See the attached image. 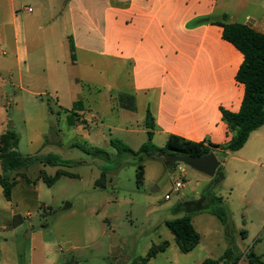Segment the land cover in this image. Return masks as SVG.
I'll list each match as a JSON object with an SVG mask.
<instances>
[{"label": "crops", "instance_id": "obj_1", "mask_svg": "<svg viewBox=\"0 0 264 264\" xmlns=\"http://www.w3.org/2000/svg\"><path fill=\"white\" fill-rule=\"evenodd\" d=\"M30 1L17 8L16 0H0V134L15 128L16 113L27 119L36 112L47 120L49 116L47 144L62 147L60 121L63 113L69 112L66 120L75 138L87 141L84 145L89 147L110 144L99 129L103 121L100 108H90L83 91L76 88L73 93L68 85L65 66L71 39L76 57L73 64L80 56L91 67L99 62L121 63L129 71L128 97L133 109L136 105L144 113L139 121L130 122L136 123L137 129L125 130L137 134L140 144L134 150L146 143L152 132L154 144L159 141L166 145L170 137L176 136L219 146L213 152L224 154L220 146L227 144L232 135L222 111H240L245 86L236 79L244 56L224 39L223 24H245L264 34V0H240L229 9L227 2L220 0ZM207 18L209 21L203 22ZM65 23L69 24V33ZM103 68L102 72L108 73L111 65ZM75 81L94 89L91 101L101 105L97 83L79 78ZM148 111L154 123L152 129L146 126ZM71 143L80 142L72 139ZM253 148L259 156L264 154V126L252 132L246 145L237 151L243 153L233 165L235 171L227 168L226 160L222 184L232 179L240 187L250 183L245 165L255 163L250 157ZM47 149L41 148L40 154H56ZM48 167L59 166L36 161L12 172L10 200L4 197L0 185V235L8 228L18 229L44 209L40 188L42 181L46 183ZM29 247L25 262L45 263V253L37 254L33 244ZM13 253L0 244V264H18Z\"/></svg>", "mask_w": 264, "mask_h": 264}, {"label": "rangeland", "instance_id": "obj_2", "mask_svg": "<svg viewBox=\"0 0 264 264\" xmlns=\"http://www.w3.org/2000/svg\"><path fill=\"white\" fill-rule=\"evenodd\" d=\"M16 1L17 8L31 4L30 0ZM220 1L227 2L229 9L240 0ZM64 25L69 33V24ZM70 54L71 49H68L69 59L65 66L68 85L73 93L76 88L83 91L90 101V108H100L103 121L99 129L106 139L122 140L132 149L138 147L137 134L125 131L137 129L138 125L130 122L139 121L144 114L141 108L137 110L135 101V109L123 107L125 103L130 104L125 98L131 94L127 68L121 63L105 62L91 67L80 56L73 64ZM106 64L111 65L108 73L102 72ZM76 78L97 83V91H101L97 96L100 106L91 101L96 91L77 85ZM45 98L48 101L49 98ZM68 117L69 112L63 113L60 121L64 132L62 147L46 142L50 129L49 116L47 120L45 115L33 112L23 119L22 113H16V126L10 127L20 136V153L40 154L41 148L47 146V150L72 161L69 165L48 167V176L55 175L58 169L76 175H63L50 186L42 181L40 197L44 209L26 219L18 229L8 228L1 232L0 244H5L14 252L18 264H27L24 259L32 244L37 254L45 253L47 259L43 264H142L150 249L165 241L169 243L167 250L146 264H201L206 259L222 257L228 250L241 255L238 264H250L251 253L264 261V154L259 156L253 148L250 157L255 163L245 165L246 178L250 181L248 185L240 187L232 179L228 184L224 182L217 191L229 212V222L224 225L209 210L198 211L196 203L201 197L209 201L207 191L219 182L226 160L229 161L227 168H234L235 171L233 165L243 152L218 154L221 166L215 177L174 164L169 158L176 166L170 170L171 165L165 162L167 157L162 161L148 156L119 154L109 143L100 145L110 155L108 159H102L72 146V139L81 144L87 141L73 136L71 124L66 120ZM155 144L160 147L165 145L159 141ZM140 165L145 170L142 187L137 182ZM104 167L108 178L106 187L100 188L96 186V181ZM178 181L184 186L175 192ZM167 194L171 195L170 199L165 198ZM67 204H70L69 208H66ZM186 215L191 216L192 224L200 234V243L191 252L182 253L165 222ZM29 234L30 238L27 237ZM35 264H38L37 261Z\"/></svg>", "mask_w": 264, "mask_h": 264}, {"label": "trees", "instance_id": "obj_3", "mask_svg": "<svg viewBox=\"0 0 264 264\" xmlns=\"http://www.w3.org/2000/svg\"><path fill=\"white\" fill-rule=\"evenodd\" d=\"M209 19H203L207 22ZM223 37L225 40L232 43L244 56L243 63L237 73L236 79L245 86V96L242 102L241 109L238 113H233L223 110V120L228 125L231 133V139L225 145L220 146L224 154L237 152L241 150L248 142L252 132L264 126V34L260 33L245 24L239 23H224ZM71 57L75 60V47L70 39ZM129 100L128 108L133 109L134 106L131 98L125 97ZM124 105H127L125 103ZM146 126L153 128L154 123L150 112L148 111L146 117ZM152 132H149V139L138 150L132 149L129 145L119 139H111L110 145L117 150L119 154L129 153L133 156H148L152 158H160L162 161L167 157L165 162H168L170 170L176 166L170 162L169 158L175 155H188L193 157H201L208 155L214 151L213 148L204 143L190 142L180 137L172 136L164 147H158L152 141ZM20 143V136L13 130H8L0 134V164L2 166V173H0V185L3 188L4 197L10 200L12 187L14 182L10 179V174L14 171L20 170L30 163L40 161L42 163L53 166L69 165L70 160L62 159L56 154H35L24 156L18 151ZM73 147H77L85 153L94 157L108 159L109 153L98 147H89L80 143H73ZM63 175L76 176L61 170H58L53 176H45V182L50 186L54 181ZM108 171L106 167L102 169L100 178L96 181V186L100 188L106 187ZM145 170L144 166L140 165L137 169V182L140 187L144 183ZM225 178L224 171L220 172V180L216 186H210L207 191V200L200 198L197 205L198 211L209 210L216 216L224 225L229 222L228 209L223 205V198L217 195V191L222 185ZM186 202V201H185ZM210 206V208L208 207ZM165 225L174 235L175 240L182 253H189L200 243V234L195 229L191 221V216L175 218L165 222ZM245 235V233H244ZM169 243L167 241L160 245L153 246L143 259L142 264L155 259L161 252H165ZM241 259L240 254H235L234 251L228 250L222 257L218 259H206L201 264H238ZM250 264H264L258 256L251 253Z\"/></svg>", "mask_w": 264, "mask_h": 264}, {"label": "water", "instance_id": "obj_4", "mask_svg": "<svg viewBox=\"0 0 264 264\" xmlns=\"http://www.w3.org/2000/svg\"><path fill=\"white\" fill-rule=\"evenodd\" d=\"M170 160L174 164L185 165L201 173H204L209 177H215L221 166V162L219 161L217 155L214 152L201 157L175 155L173 157H170ZM69 207L70 204H67L66 208Z\"/></svg>", "mask_w": 264, "mask_h": 264}, {"label": "built area", "instance_id": "obj_5", "mask_svg": "<svg viewBox=\"0 0 264 264\" xmlns=\"http://www.w3.org/2000/svg\"><path fill=\"white\" fill-rule=\"evenodd\" d=\"M28 10H29V11H32L31 8H28ZM183 186H184V184L181 183L180 181L176 182V184H175V188H174V191H175V192H179L180 189H181ZM165 198H166V199H170V198H171V195H170V194H167V195L165 196Z\"/></svg>", "mask_w": 264, "mask_h": 264}]
</instances>
